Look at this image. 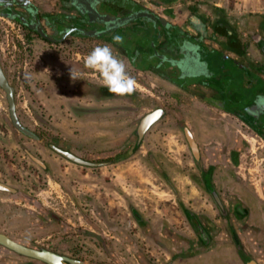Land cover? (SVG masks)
<instances>
[{
  "label": "rangeland",
  "instance_id": "374dc122",
  "mask_svg": "<svg viewBox=\"0 0 264 264\" xmlns=\"http://www.w3.org/2000/svg\"><path fill=\"white\" fill-rule=\"evenodd\" d=\"M134 1L148 6L156 15L170 21L175 19L172 8L150 5L149 0H146L148 3ZM179 1L180 10L194 14L264 15V0ZM10 28L9 22L0 19V62L16 91L17 118L37 139L23 135L12 126L4 92L0 89V182L17 191L9 196L14 202L9 206L14 209L25 211L29 200H38L47 191L46 199L50 202L47 206H53L56 212L42 215L35 207L31 220L39 221L31 227L39 228L34 230L35 237L30 238L46 237L48 241L38 247L52 249L82 264H138L141 258H150V254L158 258L156 264H200L202 256L194 261L177 257L198 248V238L183 210H194L184 203L186 188L191 186L186 175L197 178L184 134V128L191 131L187 118L191 117L190 121L194 122L192 131H197L196 137L201 131V136H207L211 129L209 123L199 128L198 118L191 116L200 107L199 102L188 101L177 89L157 85L149 77H146L147 83L137 79L134 64L114 50V55L127 63L137 90L126 97L107 99L105 92L95 90V96H91L84 90L81 92L79 85L77 94L72 68L82 74L77 79L80 82L103 86L99 74L84 66V57L93 48L107 45L103 39L80 42L75 56L66 50L68 53L58 52L55 46L35 37V42H28L21 32H12ZM141 43L144 45V41ZM120 46L124 50L130 44L123 41ZM155 53L164 54L161 48L156 49L151 64L158 63L161 70L178 77L179 69L157 59ZM150 62L143 61V64ZM156 108L177 110L186 120L178 122L166 113L147 131L140 145L131 148L139 120ZM227 127L230 130V125ZM48 144L68 149L84 159L90 157L96 158V162L108 163L95 168L76 166L52 152ZM106 152L115 154L108 161L100 160L98 156ZM9 206L0 204V213H5ZM27 215L30 214L27 212ZM0 218V223L14 226V231L27 227L24 218ZM211 234L214 239L218 236ZM223 238L233 246L226 234ZM213 242L211 246L215 247ZM210 251L215 250H207Z\"/></svg>",
  "mask_w": 264,
  "mask_h": 264
},
{
  "label": "crops",
  "instance_id": "0c3cea01",
  "mask_svg": "<svg viewBox=\"0 0 264 264\" xmlns=\"http://www.w3.org/2000/svg\"><path fill=\"white\" fill-rule=\"evenodd\" d=\"M180 3L178 0L175 4H169L172 7L164 5L161 8L177 10L181 7ZM149 4L152 5L150 2ZM195 16L199 21L198 29L192 28L186 33L190 37L189 41L199 46L200 58L204 62L202 71L206 74L196 78H181V72L178 70V77L170 75L165 69H160V64L152 62L154 64L152 65L147 57L148 51L137 49L134 42L129 41L127 43L130 44L129 48L123 52V55L134 64V75L137 79L147 83L146 77H149L157 85L177 89L186 100L199 102L200 107L195 110L194 116L193 114L191 116L198 118L199 128L206 127L207 123L211 128L207 136H201V131L196 137L197 131L196 133L192 131L194 122L190 121L191 117L187 118L188 124L184 122L189 125L196 145L195 155L187 140L188 148L195 158L194 160L192 157L191 165L194 167L193 173L197 172L195 174L197 178L186 175L191 186L186 188L184 203L194 210L184 208L183 213L191 230L194 224L189 214L198 217L197 226L203 228L209 238L205 246L202 245L201 238L197 237L198 248L188 250L177 257L194 261L197 256H202L200 264H264V140L258 134L264 132V124L253 121V125H250L253 130L248 128L240 120L243 108H239L242 106L237 104L245 95L250 94L248 98L254 102L258 95H264V15L236 17L222 13L197 12ZM162 50L164 53L162 57H168L169 60L174 59L173 56L177 52V49L173 48L164 47ZM139 61L142 62L141 65L138 64ZM143 61L150 63L145 65ZM223 101H231L227 109L229 111L235 109L238 116L233 117L228 112L219 110L217 104ZM184 120L186 117L183 115L182 121ZM227 125H230V130L227 129ZM206 138H209L207 142ZM197 164L205 171H208L207 168L210 166L209 187H213L216 192L213 198L200 178ZM196 182L199 185H196ZM0 183L10 188L7 184ZM43 193L38 196V200H29V205L24 211L11 207L14 202L9 196L17 194L16 190L13 192L0 190V204L11 205L5 213H0V217L6 219L21 217L26 221L25 226L27 225L23 231H14V226L8 227L2 222L0 233L36 246L45 244V241H48L46 237L30 238L32 235L35 237L34 230L39 228L31 227L32 223L38 220L35 219V222L31 220V213L35 207L40 209L42 215L47 212L56 213L53 206L51 208L47 206L50 203L46 199L49 192ZM207 196L211 198L216 213ZM218 202L221 208L216 205ZM16 212L19 214L16 215ZM27 212L30 215H27ZM6 213L11 215L8 217ZM218 213L220 217L217 218ZM41 222L44 220L41 219ZM219 228L222 230L219 231ZM211 233L218 236L214 239ZM225 234L234 247H230L226 238H223ZM213 241L215 247L211 246ZM211 248L215 251L207 252L212 250ZM154 257L155 254H150V258H141V263L138 264H156L155 262L159 260ZM23 262V259L0 248V264Z\"/></svg>",
  "mask_w": 264,
  "mask_h": 264
},
{
  "label": "flooded vegetation",
  "instance_id": "af4514ba",
  "mask_svg": "<svg viewBox=\"0 0 264 264\" xmlns=\"http://www.w3.org/2000/svg\"><path fill=\"white\" fill-rule=\"evenodd\" d=\"M2 1L3 2L0 3V19L9 22V25L11 26L10 29L14 30L12 32H21L23 37L28 39V42L33 43L36 41V39H39L42 42L47 43L49 46H55L56 47L55 50H57L58 52L59 50H61V52H63L62 50H64L65 53H68L66 51H70L72 55L75 53L74 54L75 56L79 50L80 42H83L84 40H86L87 42L89 41L93 42L95 39H103V42H106L107 45H110L114 50V52L123 54V52L127 51L126 47L123 50L122 46H120L122 44H120L118 48H116L117 47L116 44L118 43H115L113 40L114 36L119 35L123 37L124 43H129V41L134 42V47H136L137 49L142 48L143 50L144 49L150 50L147 56L149 61L151 59L152 53L156 52V49L158 48L162 49L164 47L169 49L170 48L177 49L176 55L173 57L174 59H181L186 55V53L183 54L184 52L181 51L180 46L185 40L187 41L190 40V37L186 32H190L192 28L193 29L195 28L197 30L199 27V21L196 19L195 14L191 13L190 11H186V10L183 11L180 9L174 10L175 19L170 21L167 18L165 19L162 16L154 14V12L150 10L147 6L134 0H85L89 4V6L97 12L98 16L96 17H94L91 13H88L84 8V6L80 4L79 0H42L41 2H37L35 0H2ZM149 2L157 7H161L164 5L168 7H172V5H169L167 3V0H149ZM132 12H147L151 15V19L139 18L136 19L135 21H132L126 25L121 26L117 30H113L108 33H102L99 36L91 35L94 33L103 32L104 30L108 29L109 25L112 22H114L116 19L121 18ZM155 32H157V35L154 36ZM33 37H35L36 39H33ZM144 39L146 41H144L145 43L144 45H142L141 41H143ZM132 52L133 51H131V54ZM0 72L5 77V79L8 82V85L13 90V99L15 103V98H16L15 88L14 86L11 85L8 77L6 76L1 62H0ZM72 82L75 83L77 94H79V88H80L79 85H80L82 88L81 92L82 90H84L88 92L87 94L91 96H95L96 94L95 90H96L99 91V93L105 92L103 94L104 96H106V98L108 97L107 99L115 98V97L117 98L126 97L125 95L117 96L111 94L108 92V90H106L107 88L104 86H96L95 84L80 82V80L77 79L73 80ZM2 91L4 92L3 89ZM4 96L6 100L5 92H4ZM134 100H135L134 102L139 101L137 99ZM243 100L244 99H241L237 103L239 106H242L239 108L241 109L243 108L241 112L242 115L240 116V120L243 122V124H245L250 129H252L250 125H253L254 123L253 121L263 122L264 124V113H261L259 115H252L250 114L249 111H246V109L255 108L254 100L250 101L249 98H247V102L244 103V105H242L241 102H243ZM217 105H218L217 108L219 110L228 112V114H231L233 117L238 116L237 111L235 109H233L232 111H229V109H227L230 105L229 102L227 101L218 102ZM7 109H8V104H7ZM158 109L160 108L152 109L150 113ZM161 110L163 111V114L161 115L159 120L166 113H170V115L173 116L176 121L182 122V118H181L182 114H180L179 111L177 110L167 111L164 109ZM148 114H145L143 117H145ZM8 115H9V111H8ZM141 119L139 120L136 129L134 131L135 141L132 143L131 148H136L137 146L140 145V143L143 140L142 138L139 141L136 135V131ZM187 131L191 135L188 129ZM258 134L264 140V132L262 134L261 133ZM125 146L126 145H123V147ZM192 156L194 158V155ZM87 158L88 160L91 159L90 161L96 162V158L95 159L94 158L92 159L90 157ZM96 163H101V162H96ZM104 163H108V162H104ZM197 168L201 174L200 178L203 181V184L206 187H208V192L213 198L216 195V192L213 189V187H209L211 185L208 182L211 176L210 166H208L207 168L208 171L203 170L202 167L199 166V164H197ZM216 205L218 206V203ZM189 216L191 217L192 222L194 224V228L192 229L194 234H196L197 237L201 238L202 245L206 246L207 240L209 238V237L207 238L208 236L207 232L203 228L197 226L199 225L198 217H196L193 214H189ZM0 248L2 247L0 246Z\"/></svg>",
  "mask_w": 264,
  "mask_h": 264
},
{
  "label": "water",
  "instance_id": "95a60500",
  "mask_svg": "<svg viewBox=\"0 0 264 264\" xmlns=\"http://www.w3.org/2000/svg\"><path fill=\"white\" fill-rule=\"evenodd\" d=\"M3 1L0 0V3ZM80 4L84 6L86 11L88 13H91L94 17L98 16L97 12L89 6V4L85 0H79ZM139 18H149L151 19V15L147 12H132L129 13L121 18L116 19L114 22H112L108 29L104 30L101 33H94L91 35L94 36H99L102 33H108L113 30H117L123 25H126L132 21H135L136 19ZM157 55V54H156ZM158 56V55H157ZM160 59L164 60V57L158 56ZM0 88L4 90L6 93V100L8 104V111H9V118L11 121L12 126L20 133L23 135L37 139V137L31 133L27 128H25L18 120L16 111H15V103L13 99V90L12 88L8 85L7 80L5 77L1 74L0 72ZM163 114V111L161 109H158L145 117H143L138 125L136 135L138 140L140 141L147 130L155 124L161 115ZM185 134L186 138L189 142V145L191 149L193 150L194 154L196 155V145L194 144L189 132L185 129ZM48 148L54 152L56 155H58L60 158L76 165V166H81V167H89V168H95V167H102L106 166L107 163H96L93 161H90L88 159L81 158L71 152L68 149L61 148L55 144H48ZM34 161L37 163L41 164L37 159L31 157ZM0 190H6L9 192H13L14 190L11 188H8L7 186L3 185L0 183ZM218 208H221V204L218 202ZM0 246L4 248L7 252L18 256L20 258H23L27 260L28 262L23 263V264H82V262L70 258L66 255H61L58 254L54 251L44 249L41 247H38L36 245L29 244L27 242L23 241H16L13 238L0 233ZM254 264V263H250Z\"/></svg>",
  "mask_w": 264,
  "mask_h": 264
},
{
  "label": "clouds",
  "instance_id": "9594fccd",
  "mask_svg": "<svg viewBox=\"0 0 264 264\" xmlns=\"http://www.w3.org/2000/svg\"><path fill=\"white\" fill-rule=\"evenodd\" d=\"M115 43L123 44L122 36H114ZM181 51L186 53L181 59H171L165 57L172 67L179 69L181 78H196L206 74L202 71L204 62L200 58V49L197 44L185 40L181 44ZM85 68L93 73H98L104 87L108 92L117 96L131 95L137 90L136 80L129 75L128 65L125 60L118 58L113 53L110 45H98L84 57ZM159 67V65H158ZM81 73L75 69L71 70L73 80L80 79ZM254 109H246L252 115L264 113V95H258L254 102Z\"/></svg>",
  "mask_w": 264,
  "mask_h": 264
},
{
  "label": "trees",
  "instance_id": "16d2710c",
  "mask_svg": "<svg viewBox=\"0 0 264 264\" xmlns=\"http://www.w3.org/2000/svg\"><path fill=\"white\" fill-rule=\"evenodd\" d=\"M178 2V0H167V3L168 4H175V3H177ZM161 56L160 54H158V53H155V56L157 57V59H159V60H161V61H165V60H162V59H160L158 56ZM162 57V56H161ZM165 58V57H164ZM107 90V89H106ZM248 92V91H247ZM249 95L250 94H248V95H245V98H244V100H243V102H241V104L242 105H244V103H246L247 102V98L249 97ZM229 103H231V101H228ZM113 154H115V152H106V153H104V154H100L98 157H100V158H98V159H100V160H106V161H108V159H110V157H112V155ZM138 219H136V221H137ZM138 223L140 222L139 220L137 221Z\"/></svg>",
  "mask_w": 264,
  "mask_h": 264
}]
</instances>
